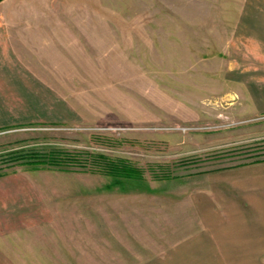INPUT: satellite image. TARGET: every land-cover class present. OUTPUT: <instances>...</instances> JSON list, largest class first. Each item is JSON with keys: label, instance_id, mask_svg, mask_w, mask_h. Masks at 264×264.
<instances>
[{"label": "rangeland", "instance_id": "374dc122", "mask_svg": "<svg viewBox=\"0 0 264 264\" xmlns=\"http://www.w3.org/2000/svg\"><path fill=\"white\" fill-rule=\"evenodd\" d=\"M2 22L53 29L58 58L0 83L20 174L0 264H264L263 219L218 177L264 137V0H0ZM53 150L71 168L28 165ZM103 156L143 178L92 172Z\"/></svg>", "mask_w": 264, "mask_h": 264}, {"label": "crops", "instance_id": "0c3cea01", "mask_svg": "<svg viewBox=\"0 0 264 264\" xmlns=\"http://www.w3.org/2000/svg\"><path fill=\"white\" fill-rule=\"evenodd\" d=\"M3 24V22L0 23V83L11 82V85H13L16 81L15 78L18 76L23 78V74L27 69L30 71L29 73H32V76L37 78L35 82H38V78L43 76L36 68L48 67L47 62L51 64L55 56L58 58V54L56 55L58 51V34H55L53 29H46L47 31L41 29L37 31L30 28L15 29L14 27H6ZM33 32L37 33L34 34ZM33 35H49V39L52 41V44L49 45L51 50L55 52H51L49 47L48 52L41 53L39 46L44 45L43 38L32 40ZM30 44H36L37 46H30ZM57 58L55 60H58ZM9 77L11 80H9ZM43 78L46 83L45 76ZM27 83L31 85L32 82L28 80ZM218 174V177L230 181V190L226 188L222 193L225 196H230L231 205L237 206L235 210L241 213L242 216H244V213H254L253 218L257 217V213L259 214L258 218L264 221V162L244 165V167L234 168L231 171ZM15 176H20V174L15 171H6L0 174V194L6 195V202L0 199V203L3 204V206H0V212H3L2 217H0V229L7 233L10 232L11 237L8 238L11 243L14 242L11 229L14 226L15 211V207L11 204H14L16 200H12L9 194L13 195V186L10 182L15 179ZM22 202L23 200H20L18 204H24ZM27 205L30 206V199H28ZM27 205L26 211L29 210ZM23 215L25 216V214Z\"/></svg>", "mask_w": 264, "mask_h": 264}, {"label": "trees", "instance_id": "16d2710c", "mask_svg": "<svg viewBox=\"0 0 264 264\" xmlns=\"http://www.w3.org/2000/svg\"><path fill=\"white\" fill-rule=\"evenodd\" d=\"M233 151L236 153V156L240 157V163L236 166H244L253 163L264 162V137L260 139H252L248 141V143H243ZM54 154H46V156L42 159L35 160V163H28V165H43L47 167H52L55 169H69L71 168V158L69 156L63 155V157H58V150L54 151ZM96 158V157H95ZM70 159V160H69ZM89 168L92 172L102 173L115 179L129 178V179H142L143 173L142 171H138L137 169L132 168L129 165L118 164L114 161L107 160L104 156L96 158V160L92 163H89ZM3 167H0V174L2 173ZM156 176H160L159 174H164V177H170L168 173H161L154 170Z\"/></svg>", "mask_w": 264, "mask_h": 264}]
</instances>
